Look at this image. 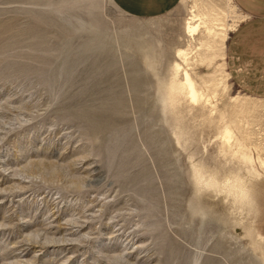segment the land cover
<instances>
[{
    "label": "rangeland",
    "instance_id": "374dc122",
    "mask_svg": "<svg viewBox=\"0 0 264 264\" xmlns=\"http://www.w3.org/2000/svg\"><path fill=\"white\" fill-rule=\"evenodd\" d=\"M194 13L225 38H191ZM244 19L233 0L154 18L0 0V264H264V86L228 44ZM175 62L209 103L166 90Z\"/></svg>",
    "mask_w": 264,
    "mask_h": 264
},
{
    "label": "crops",
    "instance_id": "0c3cea01",
    "mask_svg": "<svg viewBox=\"0 0 264 264\" xmlns=\"http://www.w3.org/2000/svg\"><path fill=\"white\" fill-rule=\"evenodd\" d=\"M122 12L136 18H154L175 8L181 0H111ZM245 19L229 36V49L246 63L253 78L264 86V0H233ZM254 81V80H253Z\"/></svg>",
    "mask_w": 264,
    "mask_h": 264
},
{
    "label": "bare ground",
    "instance_id": "6f19581e",
    "mask_svg": "<svg viewBox=\"0 0 264 264\" xmlns=\"http://www.w3.org/2000/svg\"><path fill=\"white\" fill-rule=\"evenodd\" d=\"M209 23H211V19L210 18H207L204 15H200V14L194 13L192 15V17L190 18V20L187 21L186 26H185V31L192 38L203 27V29H204V31H206V33L212 34V35H213V33L215 35L219 34L220 35V39L223 40L225 38V36H226L225 28H223V26H219L218 28H222V30L224 29V31H221L220 33H218L217 31H215L213 29L214 26L212 24L210 25ZM197 48H199V47H197ZM176 54H177V56L180 57V59H181L183 64H186V65L189 64L190 51H187V49L186 50L178 49V50H176ZM173 68H174L173 69V71H174L173 72V74H174L173 76H178V74L180 73L181 77L179 79L176 77L177 79L174 78L175 80H172L171 83L169 82L170 83V87L169 88L167 87V89H166L167 91L169 89V93L177 94V95L178 94L179 95L183 94V95H185L188 98L187 99L188 101L190 100V101L195 102V103L197 101H200V99H202V98H204L205 101L208 102L209 98L206 95H204L200 91V89L196 86L194 79L192 78L191 74L187 70V67H183L178 62H175ZM167 95H168V92H167L166 96ZM177 95H176V97H177ZM174 98H175V96H174ZM177 98H175V99L177 100ZM179 99H178V101H179ZM171 100L173 101V99H171ZM171 100L167 99V101H169V103L171 102ZM174 102H177V101H174ZM170 104H173V103H170ZM220 135H223L222 137H223V139H226V141H225L226 143L228 141H230L229 139L233 138L232 134H231L232 138L230 137V130L228 128L223 129V133H221ZM222 137H221V139H222ZM239 148H241V147H239ZM243 155H245V154L243 153ZM248 158H250V157H248ZM248 162H250V161H248ZM214 183H215L214 179H211V181L209 182V184H214ZM228 187L230 188V191L234 190L236 195L241 197V198H245L246 195H247L246 187L244 186V184L241 183L240 179H238V178H234L233 181L228 185Z\"/></svg>",
    "mask_w": 264,
    "mask_h": 264
}]
</instances>
